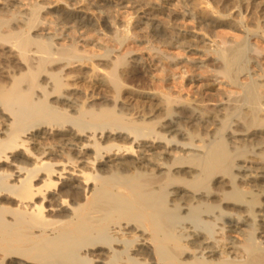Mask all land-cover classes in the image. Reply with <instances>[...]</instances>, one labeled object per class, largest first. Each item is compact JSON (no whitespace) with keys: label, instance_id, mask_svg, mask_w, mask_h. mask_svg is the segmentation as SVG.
<instances>
[{"label":"bare ground","instance_id":"6f19581e","mask_svg":"<svg viewBox=\"0 0 264 264\" xmlns=\"http://www.w3.org/2000/svg\"><path fill=\"white\" fill-rule=\"evenodd\" d=\"M0 264H264V6L0 0Z\"/></svg>","mask_w":264,"mask_h":264},{"label":"rangeland","instance_id":"374dc122","mask_svg":"<svg viewBox=\"0 0 264 264\" xmlns=\"http://www.w3.org/2000/svg\"><path fill=\"white\" fill-rule=\"evenodd\" d=\"M261 2V0H242V3L244 4V5H246V4H248V3H252V4H254V5H256V6H260L261 5V7L262 6H264V4H261L260 3ZM259 3V4H258ZM210 75H208L207 74V76H204V79L203 80H201V81H196V83H195V85H194V87H193V91H197L201 86H203V85H205L206 83H208V82H213V81H211L212 79L209 77ZM157 78V77H156ZM156 78L154 79L155 80V82H153V83H155V84H157L158 82H157V80H156ZM154 84V85H155ZM215 85L217 84V83H214ZM212 86L211 87V89H212V91L214 92V93H216L217 95H219V94H225V92H226V90L225 89H223L224 87H220V88H218L219 87V85L218 86ZM201 89V88H200ZM217 100H218V102H217V104H220V101H221V98H217ZM214 103H215V101L212 103L213 105H214Z\"/></svg>","mask_w":264,"mask_h":264}]
</instances>
